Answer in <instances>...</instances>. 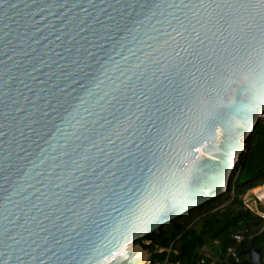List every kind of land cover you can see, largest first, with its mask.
<instances>
[{
	"label": "water",
	"instance_id": "obj_1",
	"mask_svg": "<svg viewBox=\"0 0 264 264\" xmlns=\"http://www.w3.org/2000/svg\"><path fill=\"white\" fill-rule=\"evenodd\" d=\"M263 113L264 0H0V264H148Z\"/></svg>",
	"mask_w": 264,
	"mask_h": 264
},
{
	"label": "trees",
	"instance_id": "obj_2",
	"mask_svg": "<svg viewBox=\"0 0 264 264\" xmlns=\"http://www.w3.org/2000/svg\"><path fill=\"white\" fill-rule=\"evenodd\" d=\"M250 190L261 199L260 194L264 191V113L245 140V148L230 173L225 192L160 227L158 232L139 240L138 244L151 254V261L155 249H164L177 239L175 248L178 254L172 257V261L180 264H231L227 250L233 248L237 253L248 244L235 243L232 236L246 227L257 228L258 224L260 228L263 225V221L246 208L241 199ZM256 210L264 212L262 207ZM146 241L151 244L145 245ZM208 244L211 253L206 258L204 248Z\"/></svg>",
	"mask_w": 264,
	"mask_h": 264
},
{
	"label": "flooded vegetation",
	"instance_id": "obj_3",
	"mask_svg": "<svg viewBox=\"0 0 264 264\" xmlns=\"http://www.w3.org/2000/svg\"><path fill=\"white\" fill-rule=\"evenodd\" d=\"M256 225L257 228L246 227L244 229L251 231L252 234L242 235L240 243L247 242V247L236 253L237 262L235 263V261L230 260L231 264H238L241 262L243 264H264V229H262V226L258 228V224Z\"/></svg>",
	"mask_w": 264,
	"mask_h": 264
},
{
	"label": "built area",
	"instance_id": "obj_4",
	"mask_svg": "<svg viewBox=\"0 0 264 264\" xmlns=\"http://www.w3.org/2000/svg\"><path fill=\"white\" fill-rule=\"evenodd\" d=\"M250 211H252V210H250ZM255 214L263 221L262 229H264V212L263 211L262 212H258L256 210ZM232 239H233V241L235 243H240V241L242 239V236L237 233V234L232 236ZM176 241H177V239L172 241L168 245V247H166L164 249H158V248L155 249L153 251L155 256H154V258L151 261V254H150V259H149V263L148 264H180L179 262L172 261V257H175L178 254V252H177V250L175 248ZM144 244L145 245H150L151 242L150 241H146V242H144ZM205 257L208 258L209 256L205 255ZM227 257L230 258L232 261H235V263L237 262L236 253H235L233 248H229L227 250ZM200 264H204V263L200 262ZM210 264H215V262H211Z\"/></svg>",
	"mask_w": 264,
	"mask_h": 264
},
{
	"label": "rangeland",
	"instance_id": "obj_5",
	"mask_svg": "<svg viewBox=\"0 0 264 264\" xmlns=\"http://www.w3.org/2000/svg\"><path fill=\"white\" fill-rule=\"evenodd\" d=\"M254 190V189H253ZM253 190H250L247 192L245 195L241 197L243 204L245 207L248 209L252 210L253 212H256V209L262 207L264 208V202H262L256 197L255 193L253 194ZM263 195L261 196V199H264V192L262 193ZM261 195V194H260ZM211 245V244H210ZM209 244L205 246L204 248V254L206 256H210V249H209Z\"/></svg>",
	"mask_w": 264,
	"mask_h": 264
},
{
	"label": "crops",
	"instance_id": "obj_6",
	"mask_svg": "<svg viewBox=\"0 0 264 264\" xmlns=\"http://www.w3.org/2000/svg\"><path fill=\"white\" fill-rule=\"evenodd\" d=\"M263 192H264V191H263ZM263 192H262V193H263ZM262 193H261V196L263 195ZM261 200H263V201H264V199H261Z\"/></svg>",
	"mask_w": 264,
	"mask_h": 264
},
{
	"label": "bare ground",
	"instance_id": "obj_7",
	"mask_svg": "<svg viewBox=\"0 0 264 264\" xmlns=\"http://www.w3.org/2000/svg\"><path fill=\"white\" fill-rule=\"evenodd\" d=\"M259 198H260V196H259ZM261 200V199H260ZM262 201V200H261ZM264 202V201H263Z\"/></svg>",
	"mask_w": 264,
	"mask_h": 264
}]
</instances>
